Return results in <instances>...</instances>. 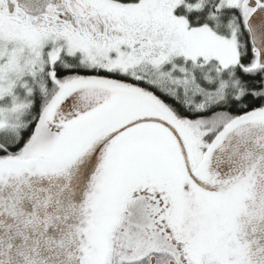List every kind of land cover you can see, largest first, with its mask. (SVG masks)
Wrapping results in <instances>:
<instances>
[{
    "label": "snow or ice",
    "instance_id": "1",
    "mask_svg": "<svg viewBox=\"0 0 264 264\" xmlns=\"http://www.w3.org/2000/svg\"><path fill=\"white\" fill-rule=\"evenodd\" d=\"M0 264H264V0H0Z\"/></svg>",
    "mask_w": 264,
    "mask_h": 264
}]
</instances>
